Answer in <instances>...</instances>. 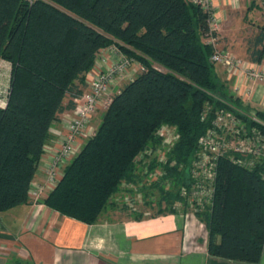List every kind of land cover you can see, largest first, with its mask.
<instances>
[{"label":"trees","instance_id":"obj_1","mask_svg":"<svg viewBox=\"0 0 264 264\" xmlns=\"http://www.w3.org/2000/svg\"><path fill=\"white\" fill-rule=\"evenodd\" d=\"M208 15L192 0H0V63L11 64L5 106H0V212L29 201L52 125L75 108L100 51L117 46L143 70L113 95L95 134L43 202L88 224L112 204L126 208L117 200L122 185L144 182L135 159L161 142L157 131L167 123L180 135L169 154L177 164L166 165L160 181L140 187L146 198L157 195L158 208L147 202L142 211L129 214L176 213L161 203L171 206L181 199L178 188L187 184L198 141L216 110L243 109L211 60L213 49L204 41ZM248 54L263 60L264 26ZM257 117L262 123L251 124L264 130V110H257ZM214 186L212 205L199 212L209 232V253L260 262L264 163L246 168L222 156ZM148 208L156 212L145 214Z\"/></svg>","mask_w":264,"mask_h":264},{"label":"crops","instance_id":"obj_2","mask_svg":"<svg viewBox=\"0 0 264 264\" xmlns=\"http://www.w3.org/2000/svg\"><path fill=\"white\" fill-rule=\"evenodd\" d=\"M259 2L239 0L237 6H232L229 0H215L224 35L231 36V32L228 33L230 26L233 20L236 22L234 18L237 15L241 17L242 11L243 20L252 17L248 22L260 31L259 27L264 25L261 14L264 11L260 10ZM258 17L261 21L256 20ZM223 45L235 48V39H229ZM102 56L106 61H101ZM117 58V54L109 53L104 48L98 60L105 68ZM243 59H249V56ZM216 69L233 91V82L224 67L216 64ZM95 74V68L88 73L85 90L89 87V78ZM132 74H135V69L131 71ZM128 80L113 90H119ZM246 88L252 93L242 95L243 107L264 110V85L250 82ZM104 111L105 108L100 107L92 116L90 125L94 129L100 125ZM63 114L52 125V137L47 144H54L62 138L59 132L63 129ZM86 140L88 138H80L82 144ZM46 155L43 153L40 157L34 182H45L47 179ZM119 208L112 204L93 224L64 216L44 202L34 204L28 201L2 211L0 264H264V252L257 263L211 255L208 250L209 232L206 226L201 225L200 219L169 212L135 218L129 211Z\"/></svg>","mask_w":264,"mask_h":264},{"label":"built area","instance_id":"obj_3","mask_svg":"<svg viewBox=\"0 0 264 264\" xmlns=\"http://www.w3.org/2000/svg\"><path fill=\"white\" fill-rule=\"evenodd\" d=\"M192 1L209 13L205 41L213 49L211 60L223 66L232 80L233 92L242 98L243 94L252 93L246 88L250 82L264 85L262 61L240 58L220 42L221 18L216 10L215 0ZM229 2L232 6H237L239 0H229ZM106 49L109 53L117 54V60L105 68L101 67L99 60L96 61L94 66L96 74L89 78L88 89L74 99L75 108L63 114V129L59 132L62 138L54 144L46 143L44 146V153L47 154L48 159L45 170L47 179L45 182L31 183L29 201L34 204L42 203L58 185L66 166L82 147L80 138H90L95 134L96 129L90 125L91 118L98 108L109 107L114 95L113 88L120 81L132 79V59L120 52L116 46ZM101 61H106L104 56L101 57ZM239 111L240 113H236L228 108L216 110L210 128L198 141V148L188 172L187 184L178 188L181 199L173 202L171 206L164 200L161 208L165 210L170 208L176 213H183L187 218L193 217L199 220V212L213 203L216 166L220 157L227 155L233 162L246 168L264 163V130L251 124V121L262 123L257 117V110L243 107ZM157 136L161 142L156 146L150 145L135 159L145 175L144 182L137 184L124 182L122 195L117 198L130 212L146 208L147 202L158 208L157 195L153 194L146 198L140 187L144 183L160 181L167 174L165 166L171 167L177 164L175 160L169 161V154L180 136L177 127L163 124L158 129ZM165 186L167 189L172 188V182L167 180ZM200 222L201 225L206 226L201 220Z\"/></svg>","mask_w":264,"mask_h":264},{"label":"rangeland","instance_id":"obj_4","mask_svg":"<svg viewBox=\"0 0 264 264\" xmlns=\"http://www.w3.org/2000/svg\"><path fill=\"white\" fill-rule=\"evenodd\" d=\"M261 4V11H264V0H260L259 2ZM230 9H232L231 6H229ZM234 9V8H233ZM264 16V13H261ZM243 15H244V11H242L241 13V17L238 18L239 15H237L234 19L236 22H234L231 24L230 26V30L228 33L231 32V36H225V31L223 28V22H221V29H220V42L223 44L225 42H228L229 39H235V48H233L230 45H226L227 48L229 47V49H231L237 56H239L240 58H247L248 55V46H250L253 41L255 40L256 36L259 34L260 31L256 30V28L254 26L250 25V22L252 20V17L249 16V18L247 20H243ZM239 19H241V21H238ZM261 18H256V20L261 21ZM259 23V22H258ZM264 26V25H263ZM227 28V27H226ZM229 28V27H228ZM260 30V27H259ZM227 34V33H226ZM205 41V40H204ZM206 42V41H205ZM110 47V46H109ZM107 47V48H109ZM117 47V46H116ZM118 48V47H117ZM121 52V51H120ZM125 55V54H124ZM126 56V55H125ZM130 58V57H129ZM132 59V58H130ZM11 64L8 61L2 60L0 63V106H5V102H6V98H7V94H8V89H9V83H10V74H11ZM220 65V64H218ZM135 69V75L141 71L142 69V65L140 63H138L137 61H135L134 59H132V66H131V71ZM133 75H131V77L133 78ZM134 75V76H135ZM126 80V79H125ZM125 80L118 82L119 84L115 87H119L120 84H122L123 82H125ZM130 80V79H129ZM128 80V81H129ZM227 84H229L226 80H224ZM229 87V91H231L230 85H228ZM114 87V88H115ZM118 91V89L116 88V90H112V93L115 94ZM65 132V131H64ZM87 141V140H86ZM85 141V142H86ZM84 144H82L83 147ZM81 147V149H82ZM80 149V151H81ZM79 153V152H78ZM77 153V154H78ZM77 156V155H76ZM115 203L116 200H115ZM118 203H120V201H118ZM121 206V205H120ZM119 208V207H118ZM120 209V208H119ZM142 209V208H141ZM144 209V208H143ZM122 210L127 211L128 210L126 208H122ZM142 211V210H141ZM144 212L145 214L147 212L149 213H154L156 211H154L153 208H148L145 209ZM151 211V212H150ZM137 212H140L137 211ZM156 214V213H155ZM199 216V214H198ZM200 219V218H199ZM201 220V219H200ZM202 221V220H201Z\"/></svg>","mask_w":264,"mask_h":264}]
</instances>
